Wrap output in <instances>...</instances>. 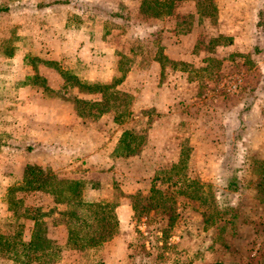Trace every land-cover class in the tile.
<instances>
[{
    "label": "rangeland",
    "instance_id": "rangeland-1",
    "mask_svg": "<svg viewBox=\"0 0 264 264\" xmlns=\"http://www.w3.org/2000/svg\"><path fill=\"white\" fill-rule=\"evenodd\" d=\"M139 2L0 0L7 7L0 11V264H264V199L254 188L264 168V131L249 132L264 125L256 122L264 106L255 102L264 100V0H213L214 16L203 1L183 8L181 1L169 22L166 15L156 21L135 13ZM173 24L183 40L175 45L165 30ZM219 33L232 43L212 47ZM167 47L184 65L165 61ZM88 51L97 56L94 69L103 59L117 73L91 80ZM152 56L163 69L186 68L194 80L185 90L189 100L174 97L176 105L159 121L150 107L134 110V93L122 89L131 96V113L118 123L119 111L85 84L110 83ZM153 128L173 132L172 154H157L152 138L143 149ZM117 136L131 143L126 155ZM27 166L60 181L84 180L85 201L117 202L115 236L93 250L69 242L66 203L47 190H13ZM153 184L165 192L154 204H166L164 212L150 211L153 218L178 216L164 233V223L134 218L132 196L145 206ZM36 230L54 241L49 262L22 246Z\"/></svg>",
    "mask_w": 264,
    "mask_h": 264
},
{
    "label": "trees",
    "instance_id": "trees-1",
    "mask_svg": "<svg viewBox=\"0 0 264 264\" xmlns=\"http://www.w3.org/2000/svg\"><path fill=\"white\" fill-rule=\"evenodd\" d=\"M181 1L184 0H140L138 9L141 14L146 16L158 17L160 15H171L174 12L176 4ZM195 1L197 5H200V3H202L203 1L206 6L210 7L208 13L211 16H214L217 12V6L213 2V0ZM5 10H7V7H0V11ZM183 24L184 23L182 21L176 22V29L178 32ZM191 29L192 28L190 26L185 28V30L183 31L189 32L191 31ZM222 39L224 40V42L221 41ZM210 42H212L213 44L212 47L220 44H231L232 38L230 36H224L223 34L219 33L216 36H213ZM166 60H168L169 63L173 66L177 65L176 61L165 57V61ZM206 60L213 61L215 60V58L210 57L206 58ZM123 76L115 78L114 81L110 83L95 82L85 84V86L92 89L93 91L98 90L102 93L105 102L108 104L110 103L109 105L112 109H116L117 111H119L117 118L120 121L121 119L123 120V117L126 115V113L128 114L130 112L128 105L130 103L129 98H131V96L127 92L117 87L122 81ZM119 117H121V119ZM63 182H65L66 184H64L61 188V186L59 185ZM84 183H86L84 180L74 179L73 181H60L56 176L49 178L44 175L43 171L40 168L27 166L22 178V185L20 187L14 188L13 190H47L51 195L55 196L56 200L59 203H66L67 206H69V210L67 213L69 215L67 225H70V235L68 241H73L72 244L86 247V249L88 250H93L95 248L98 249L105 242L111 240L113 236H115V233L117 232L119 226V222L115 215L117 202H112L105 199L93 201L83 200L82 187L84 186ZM91 187L98 186L94 183L91 185ZM254 188L257 195L264 199V168L257 176ZM148 190L149 194L145 196L147 200L145 202V206L139 207V203L137 202L138 198L136 199L137 196H132V209L134 212V218L140 219L142 215H145L148 222L152 221L158 224L164 223L162 233L167 232L169 228L173 226L174 220L178 216L177 214H157V216L153 218V215L155 214H150L151 210L159 208V211H165L163 207L166 206V204H154L155 200H157L156 195H159L161 198H163V194L165 192L156 187L154 184ZM175 191L185 193L184 189H181L179 187ZM19 200L20 199H18L16 202H12L13 214H19L15 209L19 206ZM170 203L171 205L174 204L173 202ZM171 209L172 208L170 206V210ZM79 212H83L84 215H88L87 217H83V213L80 214ZM160 215L163 216L161 217ZM36 225H38V222H36ZM81 226H93V229L91 232L83 233L84 231ZM41 232L42 231L36 230V232L31 234L29 240L24 241L22 246H24V248L28 247L29 249L36 252H42L41 256L38 257L49 259V262L52 255H55L57 249L54 245V241L47 236L42 235ZM19 233L20 231L17 235H19ZM79 241L83 242L78 243ZM12 245L14 246L15 244Z\"/></svg>",
    "mask_w": 264,
    "mask_h": 264
},
{
    "label": "crops",
    "instance_id": "crops-1",
    "mask_svg": "<svg viewBox=\"0 0 264 264\" xmlns=\"http://www.w3.org/2000/svg\"><path fill=\"white\" fill-rule=\"evenodd\" d=\"M188 3V0H184L182 2L181 7L183 8V5H186ZM180 7V6H179ZM194 9V8H193ZM192 9V10H193ZM184 12V10H181ZM194 11V10H193ZM135 13H139V9L138 6L137 8L134 9ZM182 13V12H181ZM172 15H166V17H164L163 19L166 21H170V19L168 17H171ZM159 17V16H158ZM153 17L154 20L159 21L162 20V17ZM164 20L162 22H164ZM176 23V22H175ZM172 27V26H171ZM175 28V24H173L172 28H169L167 26H165V30L166 32L169 34V36L171 38H173V45H175V43L177 44V42L183 41L181 37H177L174 32L173 29ZM182 34V33H181ZM235 36V35H233ZM81 41H85L84 44L90 43L86 38H81ZM79 40V42H81ZM233 42L235 43L236 40L235 38L233 39ZM180 45V44H179ZM163 48V54L171 60H175V61H183L182 64L186 61L185 58L183 57H177L178 55L175 54L174 52H171V48L167 47ZM85 51L86 50H82ZM80 53V52H79ZM183 53H181L182 55ZM194 55V54H192ZM88 56H89V60H88ZM95 58H97V56H95L94 51H88V54L84 57V62L87 63V65L89 66L88 68H86V72L89 71L91 73V80H100V81H107L108 79V75L109 74H116L117 72L114 71L115 69H110L113 68V66L110 65V61L106 62L102 59V63L100 65V67L94 69L92 64H90V62H95ZM147 60H142V61H136L135 63H133V65L130 66L127 69H125L124 72H121V74L123 73V79L121 81V83L119 84V89H123L125 91H129L131 93H134L135 98L133 96V109L140 111L141 109H145L150 107L151 111L156 112L159 115V118H157L159 121L160 119L163 117V114H167L168 111H170L171 107H174L176 104L174 103V97L180 98L181 96H185L181 97V98H185L188 99L189 96L188 94L185 92L186 89H189L191 87L194 86L193 79H190L189 76H187V71H185L184 69H186L184 67L183 68H168V69H163L162 68V62L159 59V56H152L149 58H146ZM181 59V60H178ZM105 64V65H103ZM94 65V64H93ZM184 65V64H183ZM118 75H120V71H118ZM88 74V73H87ZM94 74H96L97 76L94 77ZM164 75V77H163ZM184 91L182 92V90ZM176 87H178L179 89H176ZM178 92V93H177ZM182 92V93H181ZM263 92V91H262ZM264 94V92L261 94V96ZM257 99V98H255ZM254 99V100H255ZM189 100V99H188ZM256 105H260V106H264V100H256ZM181 104V103H180ZM250 111V108L247 107V110H245V112ZM248 111V112H249ZM131 113V110L129 112V114ZM158 120H156L158 122ZM243 123H245V120L242 118L241 119ZM155 121V122H156ZM122 122L119 121L118 123ZM256 122L258 123H263L264 124V119H258ZM152 127V126H151ZM261 129L262 130H258L255 127L251 128V130L249 132H254V131H264V125L262 126L261 124ZM152 133V134H151ZM150 138H147V142H145L143 149L145 150L149 144H153L152 139H155V149L157 151V154H161V155H170L173 153V141H174V134L171 130L166 129L163 130L161 128H153V132H150ZM152 136V137H151ZM164 140L161 142L160 140L163 139ZM167 140L169 141V143H167ZM140 143H142V139L140 140ZM88 144V143H87ZM121 147L123 145V147H125L124 151H130V149H132L130 147L131 143L128 139H126V137H119L117 136V140H116V147ZM139 145V142H138ZM127 151L124 152L123 155L127 154ZM113 153V151L111 152ZM117 156V155H116ZM124 158V157H121ZM152 173H148L147 175L145 174L144 177H148L149 175H151ZM139 185L135 184V189L133 190V192L138 191L139 190ZM122 204V202H121Z\"/></svg>",
    "mask_w": 264,
    "mask_h": 264
}]
</instances>
